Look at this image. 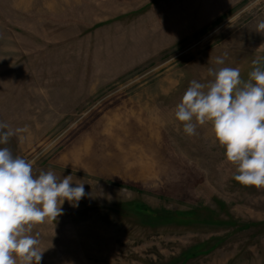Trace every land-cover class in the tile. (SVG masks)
<instances>
[{"label": "rangeland", "instance_id": "374dc122", "mask_svg": "<svg viewBox=\"0 0 264 264\" xmlns=\"http://www.w3.org/2000/svg\"><path fill=\"white\" fill-rule=\"evenodd\" d=\"M260 21L264 0H0V121L21 130L0 147L85 189L34 226L40 264H264V188L175 118L210 68H264Z\"/></svg>", "mask_w": 264, "mask_h": 264}, {"label": "clouds", "instance_id": "9594fccd", "mask_svg": "<svg viewBox=\"0 0 264 264\" xmlns=\"http://www.w3.org/2000/svg\"><path fill=\"white\" fill-rule=\"evenodd\" d=\"M257 32H264L260 21ZM217 65L224 64L218 57ZM249 80L239 68L208 70V83L190 82L176 105L175 118L188 136L197 127L211 124L214 140L225 149V158L236 166L234 179L243 186L264 188V68L253 62ZM20 129L0 121V145L9 143ZM72 175L58 179L52 171L33 175V165L0 147V264H40L38 224L56 221L67 200L73 206L85 196L83 183L73 187Z\"/></svg>", "mask_w": 264, "mask_h": 264}]
</instances>
